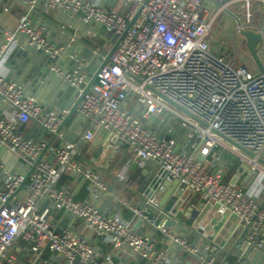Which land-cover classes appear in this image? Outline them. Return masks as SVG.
<instances>
[{
    "label": "built area",
    "instance_id": "obj_1",
    "mask_svg": "<svg viewBox=\"0 0 264 264\" xmlns=\"http://www.w3.org/2000/svg\"><path fill=\"white\" fill-rule=\"evenodd\" d=\"M13 1L26 13L14 31L0 28V106L10 111L0 110V151L32 171L24 185L25 195L18 198L26 175L4 171L0 164V264H116L115 256L138 264H172L166 250L158 248L157 239L142 231L143 226L201 264H219L216 256L223 245L215 243L199 223L193 229L202 241L201 250L171 231L176 212L202 220L212 213L219 221H232L242 231L241 248L264 254V208L224 176V156L234 158L238 175L241 168H246L248 176L264 175V73L249 53L248 65L235 63L247 51L241 32L259 36L257 53L264 47V0H121V10L103 9L95 0ZM205 3L238 5L244 12L241 22L224 9L234 20L233 36L242 41L232 46L234 55L228 60L211 50L213 19L206 17ZM254 5L263 13L261 27L249 22ZM37 10L70 18L78 15L83 24H98L105 33L120 38L87 91L88 82L80 73L82 62L77 61L71 72L57 65L64 50L45 38L42 26L32 24L30 16ZM15 33L26 39L29 49L45 55L52 62L49 72L81 96L77 112L89 127L75 143L52 147L47 140L35 141L21 131L31 123L46 136L62 140L61 116L44 110L3 75ZM155 116H162L159 124H167L166 137L145 129ZM97 132L107 138L102 150L107 164L125 151L126 165L141 168L148 163L153 169L151 180L138 195L139 206L129 199L119 201L131 214L128 221L120 215L106 216L57 187L60 177L69 173L86 182L93 197L107 192L97 173L102 166L85 169L77 159L79 145ZM45 151L51 159H40ZM115 180L131 197L135 195L130 190L133 181L124 172L117 173ZM164 183L175 185L167 189ZM168 190L164 204L171 202L172 207L165 211L160 201ZM194 198L200 204L198 212L191 202ZM51 208L81 222L110 245L111 252L99 255L86 237L69 228L59 230L50 220ZM17 243L28 247L27 262L12 252ZM47 253L50 256L45 257ZM229 264L240 262L235 259Z\"/></svg>",
    "mask_w": 264,
    "mask_h": 264
},
{
    "label": "crops",
    "instance_id": "obj_2",
    "mask_svg": "<svg viewBox=\"0 0 264 264\" xmlns=\"http://www.w3.org/2000/svg\"><path fill=\"white\" fill-rule=\"evenodd\" d=\"M95 1L101 8L106 10L122 9L121 0ZM25 13L24 7L15 1L0 0V28L11 32L14 31L18 20ZM30 17L33 25L44 28V36L49 42L63 48L62 56L56 61L60 69L63 72H71L76 67V62L80 61L83 63L80 73L87 82L92 80L96 70L104 62L116 42V37H111L108 33H105L98 24H83L78 15L70 18L67 15L52 11L37 10ZM212 51L215 52L213 49ZM51 63L42 53L29 49L26 39L15 33L14 43L6 54L2 72L8 81L22 87L25 96L35 98L44 110L54 111L62 118L59 129L62 140L46 136L41 129L31 123L21 128L24 135L35 141L45 139L52 147H60L68 143H75L89 127V122L78 114L77 107L69 115L78 99L77 93L49 72L48 67ZM0 110L5 114L10 113L3 106H0ZM160 120H162V116H155L144 127L160 137H166L167 124H165V121L159 124ZM106 139L104 133H95L92 140L82 142L79 145V156L77 159L85 169L102 166L100 170H97V173L101 181L107 186V192L98 193L93 197L90 194L88 184L80 177L69 173H65L60 177L57 187L66 190L78 201L91 203L106 216L120 215L124 220L128 221L131 218V214L121 208L119 201L129 199V201L139 206L141 202L138 195L151 180L154 172L148 163L141 168L135 167L134 170H131L132 165H126L129 156L125 151L115 156L112 162L107 164L102 156L103 144L107 143L105 142ZM40 159H51L50 152H43ZM224 159L226 163L224 176L227 181L231 182L234 175H238L236 172L237 167L234 168L232 166L233 161L231 159H226L225 157ZM0 164L3 166L4 171L11 173L26 175L31 170L24 162L14 160L3 151H0ZM120 171L124 172L128 179L133 181L130 190L135 193L134 196L126 197V189L116 182L115 176ZM239 171H241V174L238 175L239 178L237 180L235 179V183L246 192L252 194L257 203L264 208V175L253 174L248 176L244 169L241 168ZM2 179L3 176L0 173V182ZM25 192L26 189L23 186L17 191L16 197L22 198ZM191 202L195 205L198 212L200 207L198 199L194 198ZM50 220L57 225L59 230L69 228L73 232L86 237L97 254L105 255L111 252L110 245L102 238L88 232L81 222L73 220L71 216L51 208ZM197 223H199L200 227L205 228L215 243L223 245L222 251L217 252L216 256L219 264H229L235 259L240 264H264L263 252L241 248L242 231L235 223L229 220L219 221L212 213H208L203 220L200 217L195 218V216L182 214L178 221H173L171 231L201 250L202 241L198 232L193 229V226ZM142 231L150 232L157 239L158 248L166 250L172 264H201L196 258L187 255L174 245L162 240L158 232L150 231L145 226L142 227ZM12 252L20 261L27 262L30 258L28 247L22 243L15 244ZM44 256L48 257L50 255L47 253ZM114 260L116 264H138L136 260H127L126 257L122 259L115 256Z\"/></svg>",
    "mask_w": 264,
    "mask_h": 264
},
{
    "label": "rangeland",
    "instance_id": "obj_3",
    "mask_svg": "<svg viewBox=\"0 0 264 264\" xmlns=\"http://www.w3.org/2000/svg\"><path fill=\"white\" fill-rule=\"evenodd\" d=\"M206 4V12H207V19L210 21L213 19V31L211 33V37H210V43H211V50H215L216 54H221L223 55V57L225 58V60H228L229 58L233 57V50H232V46L235 47V45L238 47L241 44V38L240 37H234L233 33H234V28H235V23L234 20L232 19L231 16H229L225 11H229L231 12V14H234L235 16H237L241 22H244V12L238 8V5L235 6H229V7H224V6H213L210 4ZM251 19H250V23L252 25H258V26H262L263 25V19H261L259 16L260 14H263L260 11V8L256 5H254V10L251 12ZM250 13V14H251ZM264 15V14H263ZM111 37L113 36L112 34H109ZM114 38V37H113ZM116 40V39H115ZM258 57L262 63V65L264 66V47L258 51ZM243 63L245 65L249 64V54L246 51V54H241L239 56V60L235 61L236 64L239 63ZM256 72V70H254V73ZM170 126V124H169ZM173 128H175L176 126L173 125L171 126ZM226 159H231L232 162V166L234 168L237 167V163L234 160V158L232 159L231 156H224ZM264 183V182H263Z\"/></svg>",
    "mask_w": 264,
    "mask_h": 264
},
{
    "label": "water",
    "instance_id": "obj_4",
    "mask_svg": "<svg viewBox=\"0 0 264 264\" xmlns=\"http://www.w3.org/2000/svg\"><path fill=\"white\" fill-rule=\"evenodd\" d=\"M241 36H242V38H243L244 41H245L246 49H247L248 53L250 54V56H251V58H252L254 64L256 65V67H257V69L259 70V72L263 74V73H264V69H263V66H262V64H261V61H260V59H259V57H258V53H257V45H258L259 42H260V38H259V36H258L257 34H254L253 32H249V31H243V32H241ZM119 39H120V38H119ZM119 39L116 40V42L114 43L113 48H112L111 51L108 53V55H107L105 61L101 64V67L104 66V65L108 62V58H109V56L112 54V52L114 51L115 47L117 46V44H118V42H119ZM94 80H95V75L93 76L92 80L88 82V84H87V86H86V88H85V91H87V90L89 89V87L92 85V83L94 82ZM85 91H84V92H85ZM80 100H81V96L78 97V99H77V101H76V104H75L74 108L71 109L69 115H71V114L74 112V110L76 109V107H77V105L79 104ZM167 102H168V101H167ZM168 103L171 104L172 106H174V107H175L176 109H178L179 111H181V112L185 113L186 115L190 116V115L187 114L185 111H183L182 109H180V108L177 107L176 105L172 104L171 102H168ZM190 117H191V116H190ZM39 160H40V159H38V160L36 161L35 164H37V162H38ZM262 164H263V166H264V162H262ZM135 167H136L135 164L132 165V166H131V170H134ZM243 169L246 171V168H243ZM31 171H32V168H31L30 172H31ZM30 172H29V173H30ZM29 173L26 174L25 180H24V182L22 183L20 189L25 185L26 180H27V178H28V176H29ZM235 182H236V180H235V178H233V179L231 180L230 183H231L232 185H234ZM163 185H164V187H166L167 189H170V188H171L172 186H174L175 184L173 183V184L170 185L169 183H164ZM20 189H19V190H20ZM124 190H125V189H124ZM169 192H170V191L168 190V192L164 195V197H163V198L161 199V201H160V205L164 206V210H165V211H169V210L171 209V207H172V203H171V202H169V203H167V204H164V202H165V200H166L167 195L169 194ZM146 193H148V192H146ZM125 196H126V197H130L131 194H130L127 190H125ZM181 216H182V213H181V212H176L175 219H176V220H179V219L181 218ZM169 225H170L169 222H166V223H165V226H166V227L169 226Z\"/></svg>",
    "mask_w": 264,
    "mask_h": 264
}]
</instances>
